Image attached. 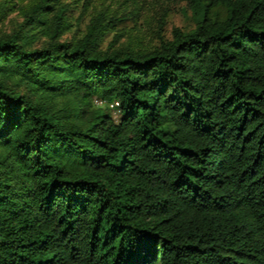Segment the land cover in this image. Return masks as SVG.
<instances>
[{"label":"trees","instance_id":"trees-1","mask_svg":"<svg viewBox=\"0 0 264 264\" xmlns=\"http://www.w3.org/2000/svg\"><path fill=\"white\" fill-rule=\"evenodd\" d=\"M54 1L0 38V264H264V0L145 53Z\"/></svg>","mask_w":264,"mask_h":264},{"label":"rangeland","instance_id":"rangeland-1","mask_svg":"<svg viewBox=\"0 0 264 264\" xmlns=\"http://www.w3.org/2000/svg\"><path fill=\"white\" fill-rule=\"evenodd\" d=\"M40 1L0 0V38L14 33L26 13ZM53 4L56 9L65 8L61 41L83 38L91 22L100 16L106 25L101 44L105 50L126 48L145 53L173 39L175 29L189 32L195 28L193 11L184 0H55ZM56 23L51 14L48 25L39 31L35 46L46 42L47 32ZM97 104L105 108L100 102ZM110 108L118 118L116 103Z\"/></svg>","mask_w":264,"mask_h":264}]
</instances>
